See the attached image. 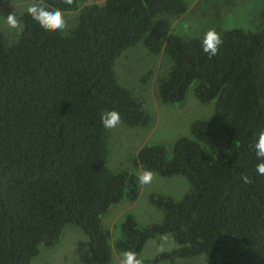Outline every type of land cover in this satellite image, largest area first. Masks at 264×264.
Segmentation results:
<instances>
[{"label": "trees", "instance_id": "1", "mask_svg": "<svg viewBox=\"0 0 264 264\" xmlns=\"http://www.w3.org/2000/svg\"><path fill=\"white\" fill-rule=\"evenodd\" d=\"M61 1L43 3L61 10L62 30L44 29L23 11L16 41L0 33V264H32L41 247L59 243L66 224L82 231L95 264L111 261V247L147 262V242L166 234L178 247L155 263L201 255L202 264H218L224 254V264H264V174L254 148L264 130V7L253 30L213 25L223 43L209 58L201 48L208 30L192 35L184 26L164 40L153 23L183 14V0H74L68 13ZM139 42L157 63L141 79H153L159 103L183 102L192 86L199 102L215 101L214 112L193 121L171 151L146 143L130 167L112 171L116 127L136 137L154 124L150 96L120 85L114 71L121 52ZM108 110L121 116L109 129L101 123ZM145 170L183 176L191 191L179 201L151 194L161 221L141 225L126 213L114 230L129 232L131 243L111 240L102 216L123 198L135 201Z\"/></svg>", "mask_w": 264, "mask_h": 264}, {"label": "rangeland", "instance_id": "2", "mask_svg": "<svg viewBox=\"0 0 264 264\" xmlns=\"http://www.w3.org/2000/svg\"><path fill=\"white\" fill-rule=\"evenodd\" d=\"M96 1L101 3L104 0ZM33 2L34 0H0V33L3 34L7 43H12L19 37L23 29L20 13L26 11ZM183 2L187 6L186 12L182 14L183 18L173 20L163 15L153 17V23L164 40L171 32L175 33L184 25L191 27L192 35H200L213 25H218L221 29L219 31L235 27L253 30L258 23L255 17L264 7L262 0H183ZM12 12L20 20L21 26L18 29L10 28L5 22L7 15ZM156 64L154 56L142 42L123 50L115 60L114 71L118 83L132 91V87H134V94L137 96L143 94L146 98L150 96V101L145 106L146 110L153 115L154 124L147 134L145 132L147 129H145L136 137L130 132L122 133V127H116L115 130L120 132V135L115 139L113 135L110 137L112 144L107 161V167L112 171L121 170L125 163L127 164L125 167H130L131 157L133 158V152L137 151L138 144L143 146L146 143L159 142L171 151L176 139L189 135L190 124L193 121L206 119L214 112L215 101L199 102L193 95L192 86L188 87L183 102L177 104L159 103L156 99L153 79L150 78L147 83H142L141 79ZM146 85L148 89L144 90ZM115 151L119 152L120 158L114 157ZM190 191L191 185L183 176L163 177L152 173L149 183H141L134 202L129 203L123 198L107 209L102 216L103 225L109 230L119 229L120 222L126 213L131 214L141 225L157 223L163 218V213L151 203V194L158 193L179 201ZM177 247L178 245L168 234L153 239L147 242L142 252L143 259L151 260L143 262V264H202L205 262V258L201 255L176 258L173 263L153 262L154 256L160 255L162 252H169ZM111 248L112 258L108 264H121L122 257L115 254L114 248ZM50 250L41 247L39 253L33 258L32 264H95L90 254L88 255L86 237L77 226L72 224H66L63 227L59 243L51 247ZM225 258L224 254H220L217 263L224 264Z\"/></svg>", "mask_w": 264, "mask_h": 264}, {"label": "clouds", "instance_id": "3", "mask_svg": "<svg viewBox=\"0 0 264 264\" xmlns=\"http://www.w3.org/2000/svg\"><path fill=\"white\" fill-rule=\"evenodd\" d=\"M90 3L98 4L99 2L96 0L94 1L80 0V5L82 6ZM60 6L61 9H63V11H65L66 13L71 12L73 10L74 0H63L60 2ZM26 13L34 21H36L40 27L44 29L62 30L65 27V20L63 18V14L61 10L57 8L45 6L43 0H34V2L27 7ZM181 18H183L182 14L175 19H181ZM5 22L12 29H18L21 26L20 20L14 12L9 13L7 15V17L5 18ZM184 26H189V25H184ZM207 30L208 31L204 33V36L201 40V48L202 51L205 54H207L209 58H211L218 54L219 48L222 45L223 41L221 35L215 29L210 27ZM120 120H121L120 113L116 110H108L105 113H103L101 116L102 125L108 129L115 127L120 122ZM139 147H141L140 144L137 145V149H139ZM254 148H255L256 157L258 158L259 161L256 165V172L257 174H264V130L259 132ZM115 158H117V156ZM137 179L142 184L149 183L152 179V172L150 170H145L143 171L142 174L138 175ZM109 232H110L111 240L115 238L116 240L120 241L123 244L131 243L130 242L131 237L129 235V232L125 231V229L122 230L111 229L109 230ZM222 248L226 250L229 247H222ZM113 252L117 254L115 251ZM117 255L122 257L121 264H143L142 260L138 258L137 254L133 251H122L120 254Z\"/></svg>", "mask_w": 264, "mask_h": 264}, {"label": "crops", "instance_id": "4", "mask_svg": "<svg viewBox=\"0 0 264 264\" xmlns=\"http://www.w3.org/2000/svg\"><path fill=\"white\" fill-rule=\"evenodd\" d=\"M102 116V115H101Z\"/></svg>", "mask_w": 264, "mask_h": 264}]
</instances>
